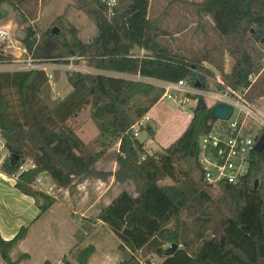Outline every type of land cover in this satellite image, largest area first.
Here are the masks:
<instances>
[{
	"label": "trees",
	"instance_id": "trees-1",
	"mask_svg": "<svg viewBox=\"0 0 264 264\" xmlns=\"http://www.w3.org/2000/svg\"><path fill=\"white\" fill-rule=\"evenodd\" d=\"M25 1L0 0V10L9 5L19 11ZM73 1L95 24L96 36L85 44L77 38L76 30L68 27L67 36H59L52 54L49 47L56 33L49 31L34 54L42 63L51 59L63 63L64 58L76 57L87 67L104 73L172 84L187 81L193 87L200 84L201 89H205V73L214 77L202 67L206 63L221 74L224 87L236 92L249 89V77L261 70L254 45L264 48V0L191 3L198 14L211 19L221 37L219 46L204 52L197 61L172 54L158 43V31L148 20L150 0H117L110 17L101 0ZM59 22L62 26L63 21ZM31 35L29 30L24 40L29 52L34 45ZM135 50H143L147 55H133ZM225 53L233 60L228 74L223 73ZM6 62L8 58L0 55V64ZM66 81L71 92L50 107L41 99L42 89L48 83L44 72L0 73V134L7 152L1 171L15 180L18 192L35 201L39 216L55 204L50 195L33 188L39 175L45 173L60 190L70 189L78 180L113 177L116 183H131L135 193L121 191L97 216L120 242L119 249L139 252L144 259L155 255L161 264H264V149L261 154H254L249 172L239 185L221 188L219 206L226 214L219 225L221 240L212 234L194 249L182 241L178 218L189 206L200 211L211 199L201 180L192 178L190 168L191 161L197 162L200 138L208 135L216 122L210 110L192 111L184 132L161 153L148 155L144 145L133 137L132 127L160 101L162 88L120 77L75 72L67 73ZM9 88L17 95L16 112L4 96L3 91ZM88 106L98 138L118 143L114 174L95 169L106 146L98 139L84 144L67 125L68 120ZM145 132L154 137L151 128L146 127ZM97 144L101 145L95 148ZM11 156L17 157V161L11 162ZM142 156L145 158L140 161ZM26 161L33 168L17 174ZM255 178L260 184L254 190ZM164 179L172 185L160 186ZM175 221V229L169 230ZM26 233L27 228L23 227L9 241L0 236V260L4 264H20L28 259L26 254L15 260L10 256ZM167 244L177 248L163 249ZM93 253L94 247L88 246L77 253L74 264H87ZM134 254L121 264H149V259L141 263ZM62 264L72 263L63 258Z\"/></svg>",
	"mask_w": 264,
	"mask_h": 264
},
{
	"label": "rangeland",
	"instance_id": "rangeland-1",
	"mask_svg": "<svg viewBox=\"0 0 264 264\" xmlns=\"http://www.w3.org/2000/svg\"><path fill=\"white\" fill-rule=\"evenodd\" d=\"M202 1L203 0H150L149 2L148 20L158 31V43L169 50L172 54L180 55L188 61H197L204 52L219 46L221 42V37L214 28L211 19L198 14L197 9L191 4L193 2ZM61 20L63 21L62 26L59 22ZM0 26L7 29L12 39L24 46L27 50L28 48L24 40H26V36L29 30H31V41L34 42V45L32 46L29 55L31 59L35 61H40V59L35 58V50L44 44V41L48 36L46 34L49 31H56V39L50 43L49 47V51L52 54L54 50H56V41L59 36H61V34L67 36L66 29L68 27L74 28L76 30L77 38L85 44L90 42L97 33L93 21L81 10L77 9L73 0H26L19 8V11H16L9 5H3L0 10ZM254 50L259 53L257 54V64L258 66H261V70L258 74L250 76L252 84L248 91L244 93V99H246L248 103L253 105L257 110H260V107L264 106V48L259 45H254ZM136 52L138 53V50H135L134 53ZM3 57L8 58V62L0 64V73L13 74L16 72H25L27 66L22 62L24 56L19 57V54L15 50H11L10 52H3ZM70 59L75 60L72 62L69 61ZM56 60L58 59H51L45 63V66L50 69L48 74H52V78H48V83L43 87L41 92V99L50 107L62 101L67 96V92L71 89L66 82V74L69 73L68 65H70V62L73 66L80 69L86 67L85 69H87L91 75L99 74L114 76L87 67L85 63L83 64L82 60L76 57L62 59L63 61H67V64L52 62ZM222 65L223 73L228 74L233 65V60L226 53L222 58ZM202 67L210 71L214 76L211 77L205 73L206 82L204 92L222 95L224 86H220L217 83L218 79L223 83L221 74L209 64L203 63ZM199 75L201 76V74ZM124 78L160 87L158 84L155 85L150 81H145L138 77L127 76ZM60 81L63 83L62 86H56L55 82ZM3 92L5 98L9 99L11 102V110L15 112L18 111L15 102L17 95L14 89H5ZM189 98L190 101L188 106L182 108H179L176 102L172 100L163 99L161 102V106L159 107H166L169 112L166 114H158L159 119L156 123H153V125L158 131H160L161 139L163 141L173 138V136L177 135L179 130L185 124H188L192 111L195 110L198 99H203L209 109L215 104L214 100L207 96L193 95ZM159 109L160 108L157 110L158 113ZM67 125L75 132L84 144L93 143L97 139H103L101 137L98 138L99 132L90 119L89 106L84 108L76 117L68 120ZM213 127L217 128L219 127V124L216 122L213 124ZM242 129L245 135L252 136L260 132L259 126L254 123V121L249 120L243 122ZM144 132L145 129H142L140 136ZM100 142L106 146L105 149L102 148L105 157L100 165H103V167L99 166L100 171L104 172L108 171L110 168L111 160L114 158L118 143H114L113 140H109L108 138L100 140ZM100 145L101 144H97L94 145V147L98 148ZM4 155L2 157H4ZM190 168L192 171V178L195 181H199L200 172L197 162L191 161ZM255 179L257 180L258 187L260 184L259 179ZM159 185L170 186L172 185V182L169 179H164ZM50 187V180L47 179L44 183V189L47 193L49 192ZM203 187L211 199L201 206L200 211L189 206L186 210L180 213L178 218L182 241L185 240L189 246L194 249H198L204 240L212 237V234H215L216 237L221 240L222 231L220 230L219 225L223 222L224 218H226L225 212L219 206V200L223 197L222 189L211 188L204 185ZM33 188H35L34 183ZM119 188L131 195L135 194L133 185L129 182L119 184ZM50 196L55 199V203H59L71 211H74L73 217L76 221H79L81 225V229L76 235L77 242L80 244L73 248L72 252L65 257L67 261L74 264V258L77 253L88 246L93 245L95 246H93L94 253L91 256V264H98L100 259H103L105 264H121L123 262L122 259L124 253L129 255L128 259L132 257L134 253L130 250L125 249L124 247L119 249L120 242L107 226H96L99 220H97V215L95 213L91 214L84 212L83 180L76 181L75 185L70 189L60 190L54 188ZM84 207L86 208V206ZM176 223L177 221L172 222L168 229L171 231L174 230ZM90 225L92 226V230ZM28 245H30L29 248H33L34 251L31 260L24 264H44V262L41 263L42 256L38 254V248L34 247L30 242H28ZM163 249H170V245H165ZM20 255L21 254L12 256V258H18ZM134 256L137 257L141 263H144L145 259L153 261L154 264L161 263V259L155 255L144 259L142 254L137 252ZM51 258L55 264L57 259L54 255H51ZM0 264L4 263L0 260Z\"/></svg>",
	"mask_w": 264,
	"mask_h": 264
},
{
	"label": "built area",
	"instance_id": "built-area-1",
	"mask_svg": "<svg viewBox=\"0 0 264 264\" xmlns=\"http://www.w3.org/2000/svg\"><path fill=\"white\" fill-rule=\"evenodd\" d=\"M101 1L106 8L107 15L110 17L113 9L117 5V0ZM11 50H15L19 54V57L24 56L22 62L27 66L25 72L42 71L46 74L47 78H52V74H48V71H50L49 67L45 66L46 64L41 61L32 60L29 51L18 42H15L9 31L0 26V55H3V52L6 53ZM134 52L132 53L133 55H138L140 57L146 55V52L143 50H139L138 53ZM74 60L75 59H70L69 61L73 62ZM56 62L57 61H54V63ZM63 63L67 64V61H63ZM85 68L80 69L73 66L71 62L70 65H68L70 73L75 72L91 75ZM248 80L251 83L250 77ZM217 83L223 86L222 81L219 79ZM160 88L164 90L161 99L172 100L176 102L179 108L187 107L190 101L189 97L193 95L207 96L214 100L215 104L223 103L232 108L233 112L228 121H216L219 127H212L208 135L200 138L197 165L200 172V180L207 187L219 189L225 186L234 187L239 185L249 172L253 156L256 154L254 148L258 139L264 133V106H261L260 110H257L244 99V93H246L248 89L243 92H236L229 87H224L222 95H215L204 92V89H197L190 86L187 81H180L174 84L161 83ZM247 120L254 121V123L259 126L260 132L258 134L251 136L243 133V122ZM149 121L150 118L147 114L142 117L140 121L132 127L133 137L137 139L141 134V130L146 129V125ZM144 158L145 157L142 156L140 161H143ZM27 162L19 167L17 174L27 172L33 168L32 163L29 161ZM41 175L35 179L34 186L37 190L50 195L55 187L51 186L47 193L44 189V178ZM149 264H154V262L150 260Z\"/></svg>",
	"mask_w": 264,
	"mask_h": 264
},
{
	"label": "crops",
	"instance_id": "crops-1",
	"mask_svg": "<svg viewBox=\"0 0 264 264\" xmlns=\"http://www.w3.org/2000/svg\"><path fill=\"white\" fill-rule=\"evenodd\" d=\"M106 74L114 75V77L116 76L120 78L128 76L116 75L112 73ZM144 80L150 81L155 85H160L161 83H163L150 79ZM62 84L63 83L61 81L55 82L56 86H62ZM70 92L71 89L67 92V95ZM162 101L163 99H160V101L155 104V106H153L147 113L150 121L148 122L146 127L151 128L154 131V137L151 138L147 135L143 143V150L148 155L161 153L163 149L170 146L184 132L190 122L189 120L188 124H185L179 130L177 135L173 136V138L167 141H163L161 139L160 131H158V129L153 125V123H156L159 119L158 114H166L169 112L166 107H159L161 106ZM158 108H160L159 113L157 111ZM117 153L118 146L115 151L114 158H112L111 160L112 162L109 170L104 172L114 174L117 169V165L115 162ZM2 154L4 155V157H2ZM6 156L7 152L4 148V141L2 137H0V236L3 240L9 241L14 238V236L21 228H27L25 238L15 249L12 250L10 254L11 258L12 256L18 254H26L28 256V259L21 262L20 264H24L27 261H30L34 251L33 248H29L30 245H28V242H30V244L32 243L34 247L38 248V254L42 256L41 263L47 262L50 264H54L51 258V255H54L57 259V262L55 264H62L63 258L68 256L72 252L73 248L77 247L80 244L79 242H77L76 235L81 229V225L79 221H76L73 217L74 211H71L70 209L60 205L59 203H55L45 214L39 216V210L35 201L31 197L25 196L18 192L14 187L15 180L13 178L7 177L2 173L1 164ZM104 157L105 156H103L95 164L96 170L100 171L99 166L103 167V165L100 164H102ZM43 178L44 183L47 179H49L47 176ZM50 184L51 186H53L51 181ZM121 191L122 190L119 188V184L114 181L113 177H110L107 180H83L84 212L91 214L95 213L98 216L101 209L109 205ZM84 206H86V208ZM96 226L101 227L104 226V224L98 221ZM90 228L92 230V226ZM91 260L92 257L88 260L87 264H91ZM98 264H105V262L103 259H100L98 261Z\"/></svg>",
	"mask_w": 264,
	"mask_h": 264
},
{
	"label": "water",
	"instance_id": "water-1",
	"mask_svg": "<svg viewBox=\"0 0 264 264\" xmlns=\"http://www.w3.org/2000/svg\"><path fill=\"white\" fill-rule=\"evenodd\" d=\"M54 33L56 32L55 30L53 31ZM195 88L197 89H201L200 84H196ZM205 109H209L205 103V101L203 99H198L197 103H196V107H195V111H202ZM210 115L212 117L213 120L215 121H221V122H226L229 120V118L232 115V108L226 104L223 103H217L215 105H213L210 109ZM147 137V133L144 132L142 133V135L140 137H138L136 140L138 141V143L140 145H143L145 138ZM264 149V133L261 135V137L258 139L256 146L254 148V152L256 154H261L263 152ZM11 162H16L17 161V157H10ZM42 177H45L46 174L43 173L41 175ZM257 188V180L254 181V190ZM176 245H172L170 247L171 251H174L176 249ZM129 258V255L127 253L123 254V259L122 261L125 262L127 261Z\"/></svg>",
	"mask_w": 264,
	"mask_h": 264
}]
</instances>
